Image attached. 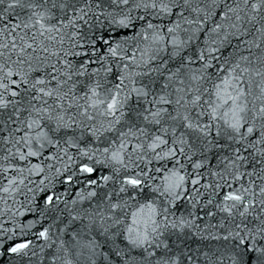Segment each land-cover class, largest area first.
Returning a JSON list of instances; mask_svg holds the SVG:
<instances>
[{"label": "snow or ice", "instance_id": "6c2138e0", "mask_svg": "<svg viewBox=\"0 0 264 264\" xmlns=\"http://www.w3.org/2000/svg\"><path fill=\"white\" fill-rule=\"evenodd\" d=\"M0 264H264V0H0Z\"/></svg>", "mask_w": 264, "mask_h": 264}]
</instances>
